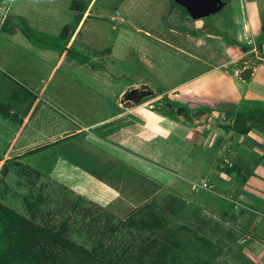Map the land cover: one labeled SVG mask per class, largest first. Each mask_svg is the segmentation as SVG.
I'll return each mask as SVG.
<instances>
[{
	"label": "rangeland",
	"instance_id": "1",
	"mask_svg": "<svg viewBox=\"0 0 264 264\" xmlns=\"http://www.w3.org/2000/svg\"><path fill=\"white\" fill-rule=\"evenodd\" d=\"M71 1L16 0L18 4L16 8H21L31 17L30 26L34 29V35L25 34L21 25L17 31H13L16 28L12 31L0 30L2 60L0 84L5 83L2 91L4 94L0 95V101L11 102L9 107L3 106L4 103L0 106V134L4 133L6 124L12 122L17 113L22 122H26L28 118H24L26 111L29 112L31 108L32 114L35 109L31 122L19 140H13L18 127L15 123V128H9L7 135L0 138V157L4 156L5 150L13 142H16V146L9 151L14 158H17L15 150L20 148L28 150L34 146H45L21 157L23 166L39 171L40 176H35L33 179L30 175L29 179L26 177L22 180L15 171H12L13 173H9L10 175L0 183V199L46 226V232L42 237L45 240L48 234L58 233L63 227L70 236L81 241L80 243H85L84 246L88 249L77 251L73 253L74 255L68 254L67 249L63 251L66 253L64 254L61 249L68 248L67 242L61 239L51 240V243L47 242L51 252L59 253L62 258L47 259L44 258L43 252L47 249L46 244L45 246L42 244L44 240L41 238L38 242L34 238L37 244L31 241L28 251L24 252L27 264H62L63 260L66 264H102V262L155 264L158 260L155 259L156 253H160V246L166 237L162 236V232L165 231L163 226L168 227L169 232L175 231L176 235L171 239L176 238L182 245L181 257L174 255V259L169 258L167 262L164 260V264H181V260L186 264H206L210 257L214 264H240L235 257H232L231 252L234 249L230 248L231 242L237 235L227 232L223 220L211 221V226L203 221L204 225L208 224L207 227L197 230L198 226L195 224H189V228L181 227L183 224L178 219L180 214L178 210L177 216L176 212H171V216H176V219L164 218L162 227L159 221L161 217L158 215L153 216L147 212L136 213L135 224L118 229L114 238H109L102 235V225L85 224L80 217L77 218L74 211L61 202L66 200V195L77 197L80 194L96 200L92 196H96L99 190L103 192L109 186L112 187L116 182L120 183L119 175L123 177L122 173H126L133 194L129 191L128 197L118 200L117 205L120 206H117L116 202L107 206L117 213L120 212L119 216H124V208L130 206L132 200L137 199L138 192L145 190V187L141 190L139 185L142 181L148 188L146 192L143 191L144 194L151 193L144 196V200H154V190L159 188L155 196L165 202V205L162 203L164 207H172L166 204L168 201L169 204L172 202L178 206L181 211H185V208L193 210L192 204L186 206L187 202L195 200L198 195H204L206 192L201 190L200 194L194 195L195 192L190 189L191 183L187 180H196L200 176L213 179L215 169L225 170L223 163L225 157L228 161L227 165L233 162L242 163L236 156L234 157V153H229L231 140L224 142V153L229 151L224 157V153L215 154V148L207 142L205 145L202 143L194 146L186 140L162 133L159 129H156V133L147 130L135 135V132L125 129L123 124L107 132L108 135L112 133L113 139L117 138L116 144L126 148L130 146L138 157L139 153L143 155L142 159L132 155L129 157L127 153L122 154V152H113L111 155L101 147L98 139L99 136H103L102 128L92 127L94 123L119 110H123V114L129 117L141 113L149 117L152 115L151 109L158 114L166 115L168 119L185 124L188 128L196 127L195 117L199 110L209 109L206 105L191 100H173L170 106L161 103L165 98L161 100L155 98L203 70L227 62L225 55L228 50L223 46L224 38L216 37L217 35L213 33L215 29L219 34L226 35L232 45L238 47L234 52L229 51L231 56L254 47L252 39L244 32L245 13L240 0H226L227 4L220 12L203 19H192L180 8L172 7L173 3L170 0H88L89 8L86 12L89 11L91 14L87 15L85 12L84 17L80 19L67 46L66 53L70 55L58 64L61 54L56 44L58 39L55 37H59L66 23H75L76 11L71 7ZM259 39L255 41L258 46H260ZM252 58V54L249 53L243 59L232 63L228 61L230 64L223 70L233 75L236 69L243 72V67L250 65ZM239 78L237 76L238 83ZM134 88L152 92L148 95L141 94L132 105L126 106L123 95ZM18 96L22 101L18 100ZM119 100H122L121 108H118ZM136 101L139 102V106L135 109L132 107L136 105ZM248 101L249 103L244 102V104L263 105L260 106L263 108H258L260 111L258 109L256 111L264 114L262 98L254 97ZM183 108L188 111H184L181 115ZM221 108L225 109L223 106H217L213 110L220 113ZM220 117L222 114L211 119L212 126L209 130L212 134L219 130L222 135L224 130L221 129H225L221 125L218 126L217 121ZM223 117H226V114ZM202 119H205V116ZM261 122L253 123L264 134V126ZM63 125L71 126L73 129L85 126L89 128L76 135H67L65 139L61 138L63 140L58 138L57 140L60 141H57L55 137L58 136ZM118 130L122 133H117ZM129 134L132 138L127 139L125 135ZM261 141L264 143L262 136ZM237 144L241 145V149L245 148L242 142ZM193 147L194 152H191ZM261 164H264L262 157L253 167H245L243 173L253 172L262 176L260 171H256ZM181 165L183 167L186 165V169L181 170ZM122 166H126L128 171L125 172ZM93 183H95L93 190L88 193ZM64 186L68 188L65 193L61 191L66 189ZM196 186L198 184H195ZM206 187L210 188L211 185L208 184ZM34 188L36 191L40 190L41 197L46 202L49 201L47 204L46 202L43 204L44 200L41 202L39 199L29 208L25 198L33 197L31 194ZM56 192L59 194L57 195ZM158 206L160 205L157 204ZM205 206L207 207L208 204ZM226 207V203L220 204L218 201L213 209L218 213ZM256 218L264 219L259 214H256ZM65 225L70 227L66 230ZM62 236L65 238L67 235L62 233ZM55 238L53 236L52 239ZM206 238L211 239V247L205 243ZM101 241L108 246L107 257H103L97 252L98 250H95ZM151 244H155L156 247ZM132 254L140 255L141 260H134ZM18 264H22V260H19Z\"/></svg>",
	"mask_w": 264,
	"mask_h": 264
},
{
	"label": "crops",
	"instance_id": "2",
	"mask_svg": "<svg viewBox=\"0 0 264 264\" xmlns=\"http://www.w3.org/2000/svg\"><path fill=\"white\" fill-rule=\"evenodd\" d=\"M240 2L245 13L243 18L244 32L248 36H250V39H252L251 42L254 43V47L250 50L239 51L235 56H231L229 51L234 52V49H238V47L232 44H228L224 40L223 46H225L226 50H228L227 54L225 55V57H227V62H225L226 64H218L216 66H213V68L203 70L196 76L182 82L180 85H176L168 90H165L167 91V94H165V91L160 93L159 96L155 98V100H161V98H165V101L161 103H165L166 105L170 106L171 101L173 100H191L194 103L200 102L201 104L206 105L208 108L212 107L215 109L218 105L227 108V106H230L232 104L236 107V110L240 109L242 111L245 110L246 112H249L251 109L263 108L260 107L263 105L249 106L244 104V102L249 103L248 100H251L254 97L262 98L264 101V43L261 46H258V43L255 44V41L257 39H261L263 29L264 0H240ZM17 6L18 4L16 3V0H0V21L2 20L0 22V30L2 29L1 26L5 19H9L8 26H15L16 29H14L13 31H17V29L19 28L20 17L26 18L30 24L31 17L29 16V14L24 12V10H22L21 8H16ZM13 7H15V10H13ZM86 13L87 15L91 14V12L89 11ZM216 37L222 39L221 36ZM238 41L240 40L238 39ZM243 49H245V46ZM249 53L252 54V62L250 65L248 64L243 67V72H241L239 69H236L233 75L230 73L228 74V72L223 70L224 67L228 66L233 61L243 59ZM67 55H69V53L67 54L65 51L61 55L58 64L62 60L67 58ZM0 61L2 63L1 56ZM4 67L6 68L7 65ZM247 68H251L252 73L246 75V77H243V73ZM97 76H99V74ZM237 76H239L240 78L242 77V80H240V78L238 79L240 81L239 83L238 81H236ZM0 85V89L2 88L0 90V95H3L4 92L2 91H4L3 87L5 88V83ZM172 93H174L177 97H174ZM14 97L17 98L15 94ZM1 98H3V96H1ZM18 100L22 101V98L18 96ZM3 103H6L8 107L11 104L10 101ZM138 103L139 102L136 101V105L132 108L136 109V107L139 106ZM121 104L122 100H119L118 108L122 107ZM215 109L212 111L205 108L199 110L201 114H199L198 112L194 120V122L197 123V126L191 128H188L187 126H185V124L179 123L174 119H168L166 115L158 114L152 109L150 110L152 112V115L149 117H147V115H144L143 113H141V115H135V117H129L128 115L123 114V110H119L113 115L104 118L97 123H94L92 127L97 126L99 128H102L101 130L103 131V136H99L98 139L101 142V147H104L106 153L112 155L113 152H122V154L127 153L129 157L130 155H132L135 158L137 157L139 159H142L143 155L139 153L138 157L135 150H132L130 146L126 148L121 147L119 144H116L115 140L117 138L115 137L114 140L112 133L108 135L107 132L114 130L120 124L125 125V129L132 131V133L135 132V135L142 134L147 130H150L152 132L154 131L156 133V131L159 129L162 133L176 136L183 141L186 140L187 143H191L194 146L202 143L203 145H205L207 142V144L209 143L215 148V154L224 153V142L231 140L230 143H232V145L229 151L231 150V152L234 153V157L236 156L239 161H242V163H240L243 167L241 172L232 171L230 174H228L224 169L220 168L219 170L217 168L213 171V179H210L208 176H200L196 180H187L191 183L190 189L195 192L194 195H196V193L200 194L201 190L206 192L204 195H198L195 200H190L189 202H187L186 206L188 204H192L193 210H190V208H185V211H181L178 206H175V204H173L172 202L171 204H169L168 201H166V204L171 205L172 207H164L162 203H164L165 205V202L158 200V198L155 196L159 188H156L154 190V200H144V196L151 195V193L144 194V192H146L148 188L145 186V184L142 183V181L139 185L141 187V190L144 187L145 190L138 192L139 196L137 197V199H135V201L132 200L130 206L124 208L125 212L123 213L125 215L128 212L136 209L138 206H143L147 203H155V205L159 204L164 212L168 213L170 217H174L175 219L178 210L180 213L178 219H180V223H182L183 225L195 224L198 227L206 228L208 224L204 225L203 221H205V223L208 222L211 226V221L215 222L217 219L223 220V222H225V228L227 232L237 235L235 240L231 242L232 246L230 248L234 249L233 252H231L232 257H235L240 264H264V219L259 220L256 218V214L264 217V164H261L259 169L256 170L260 171L262 173V176H259L261 175L259 173V175L253 174V172L243 173L245 167H253L254 165H256V162H260L261 157L264 158V143L263 141H261V136L263 138L264 134L262 133V130L258 129V126L256 125L252 127V130L246 136L236 133L232 127L234 124V116L228 117V114L225 110H222L219 113L215 111ZM186 110V108H183V112H181V115H183L184 111ZM27 111L25 115L26 117H24H28L26 122H22L21 117L17 113L15 119H13L12 122H10L9 124L5 123L6 129L4 133L0 134V138L5 137L9 128H15V124H17L18 127L13 140H19L21 138V135L27 129L28 124L31 122L32 115L35 109L33 110L32 114L31 108L29 109V112ZM208 114L210 115V117H208ZM219 114H222V117H220L218 119L219 121H217L218 126L221 125L223 126V128H225L221 129L224 130L222 132V135L219 130L215 131L217 132L215 134H212L211 130H209L210 126H212V117H216ZM224 114H226V117H223ZM259 114L262 116V118H264V114L258 113V115ZM204 116L205 119L201 120V118ZM140 118L142 119V121H140ZM252 121H256V118H254ZM252 121H248V124L253 125ZM227 125H230L232 128L224 127ZM88 128L89 126L73 129L71 126L66 127L65 125H63L60 128V132L58 136L55 137V139H61L70 134L76 135L83 130H88ZM117 133L121 134L122 132L121 130H118ZM252 134L253 136H251ZM125 136L127 139L132 138L130 134ZM239 142H242L243 145L245 144V148L241 149V145L237 146L236 144ZM15 146L16 142H13L8 146L7 150H5L4 156H2L3 159H1V163H3L6 158L11 157L9 149L13 150ZM36 148L38 147L34 146L28 150H26L27 148H20L18 150H15V156H22ZM233 149H235V152L233 151ZM192 150L191 152H194V147ZM226 154L228 153L225 152L224 155ZM243 164H246L247 166ZM122 168L125 170V172L128 171L126 166H122ZM182 168L186 169V165L185 167L181 165L180 169L182 170ZM122 174L123 177L119 175L120 183L116 182L115 185H113L112 187L109 186V188L103 190V192H100L99 190L97 192V195L92 196V198L96 199V201L101 202L103 205L108 206L113 204V202H116L117 205L118 200L125 199L122 197H128V192L130 191L129 186L131 185L129 184L128 175H126V173ZM99 182L101 184V181ZM206 182L207 184L211 185L210 188L202 185ZM195 184H198V186L195 187ZM93 185H95V183L90 185L91 189L88 193L92 192ZM130 194H133V191H130ZM218 201L220 204L226 203L227 207L226 209H221L218 211V213H216L217 211L213 209V206L217 205ZM159 202H161V204ZM206 204H208L207 207L205 206ZM171 212H176V216H171ZM117 214L121 213L118 212ZM193 214L194 216H192Z\"/></svg>",
	"mask_w": 264,
	"mask_h": 264
},
{
	"label": "trees",
	"instance_id": "3",
	"mask_svg": "<svg viewBox=\"0 0 264 264\" xmlns=\"http://www.w3.org/2000/svg\"><path fill=\"white\" fill-rule=\"evenodd\" d=\"M174 4V2L172 1ZM71 7L76 11L75 13V23H66L62 30L60 31L59 37H55L58 39L56 41V44L58 45V49L60 54L62 55L65 51H67V46L70 42V36L76 30L77 26L80 23V19H82L85 15L86 10L89 8V1L87 0H72L71 1ZM193 19V18H192ZM9 19H5L3 22L1 28L2 29H8L13 30L15 26L9 25L8 26ZM21 22V23H20ZM19 25L23 27V31L25 34L28 36L34 35V29L30 26L28 20L24 17L19 18ZM215 28V27H214ZM37 32V31H36ZM195 32V30H193ZM213 33L217 36H222L224 40L228 43L231 44V42L226 38V35L219 34L218 31L215 29ZM38 34V33H36ZM40 34V33H39ZM41 35V34H40ZM264 43V11H263V29H262V34H261V39H259V45L261 46ZM234 45V44H233ZM51 47L50 45H48ZM261 48V47H260ZM70 55V53H69ZM3 105V102L0 101V106ZM3 106H6V103H4ZM219 106V105H218ZM234 105L227 106V108L222 109L226 110L228 117H233L234 116V124H233V129L236 133L242 134L246 136L251 130L253 125H249L248 121H252L254 118H256L255 124L258 122H261V124L264 126V118L256 111V109H251L249 112H246L245 110L242 111L240 109L236 110V107H232ZM2 108V107H1ZM209 109L212 111L213 108L209 107ZM221 110V111H222ZM250 119V120H249ZM226 128H232L230 125L224 126ZM64 137L63 139H65ZM61 139V140H63ZM60 141V140H57ZM237 146H239L237 144ZM45 146L38 147L34 150H31L29 153H34L38 151L39 149L44 148ZM235 152V149H233ZM229 151H227L228 153ZM231 153V150L230 152ZM25 155V154H24ZM23 155V156H24ZM227 155V154H226ZM224 155V157L226 156ZM17 158L9 157L6 158L3 163L0 162V183L7 177V175H10L13 173L12 171L16 172V175L18 176L19 179L25 178L26 177L29 179V176L31 175V178L34 179V177H39L40 173L39 171H36L35 169H32L30 167H25L24 162L22 161L21 157L22 156H15ZM3 159V157H0V161ZM226 157L224 160V165H225V172L230 174L232 171H238L241 172L242 170V165L240 163H232L231 165H227ZM10 173V174H9ZM23 180V179H22ZM66 189L61 190L63 193L67 192L68 188L64 186ZM57 195L59 192H56ZM55 193V194H56ZM54 194V195H55ZM33 199H28L25 198V203L30 206L35 204V200L41 199V202L44 200L41 196L42 193L40 190L36 191L34 188L33 193L31 194ZM61 195V193H60ZM56 196V195H55ZM66 195V200L61 201L64 206H67L71 209V211H74L76 213L77 218L80 217L81 220L85 224H98L102 225V235L103 236H108L109 238H114L115 233L117 232L118 229L125 228L126 226L135 224L134 221H136V213H143L147 212L150 215L153 216H159L160 225L161 227L164 224V218L167 220L170 215L162 210L160 206L157 207L155 203H147L143 206H138L136 209L132 210L131 212H128L124 216H119L115 211H113L111 208H108L106 205H103L101 202L89 199L85 197L84 195H79L77 197H73V195L69 196ZM46 200H44L43 204H45ZM49 202V201H48ZM46 202V204L48 203ZM165 213V216L163 214ZM79 214L81 216H79ZM34 217V216H33ZM116 219L117 222L115 221ZM49 222V221H48ZM98 222V223H97ZM50 224V223H49ZM101 226V227H102ZM70 227L69 225H65L64 228L66 230ZM181 227L183 228H189L190 225H182ZM46 226L40 223V221H35L34 219H31L28 217V215L24 214L21 211H17L14 207H12L9 203L4 202V200L0 199V264H18L19 260H22V264H27L26 262V256L24 255V252L27 250L28 251V246L31 245V241L33 243H36L34 241V238H36L39 242V240L44 237V232ZM201 227H197V230H199ZM163 229L165 231L162 232V236H166L164 238V242L160 246V253H156L157 257L155 259H158L155 264H164V260H169V258L174 259V255L177 257H181L180 254V249L182 248V245L179 244V242L176 238L171 239V237H174L176 235L175 231L169 232L170 229L168 227H164ZM71 230V229H70ZM64 235H67L65 238L62 236V233ZM169 233H167V232ZM36 235H32L35 234ZM48 233V232H47ZM61 233V234H59ZM66 233V234H65ZM52 234V233H51ZM114 234V235H113ZM170 234V235H169ZM173 235V236H171ZM47 236V235H46ZM53 236H55V239H52ZM123 236V235H121ZM50 237V239H49ZM52 237V238H51ZM43 245L46 244V250H44V258H62V255H58L54 251L51 252V247L49 246V243H51V240L57 241V240H62L67 242L68 248H63L61 249L62 253L63 251L68 249V254H73L75 252L79 251H84L88 250L84 244L85 243H80L81 241L75 239V237L70 236L66 231H64L63 227L62 230L58 231V233H53V235L48 234L47 239L45 240L42 238ZM156 239V238H154ZM205 243L211 247V239H204ZM53 241V243H54ZM49 242V243H47ZM60 242V241H59ZM58 243V242H57ZM55 243V244H57ZM211 243V244H210ZM37 244V243H36ZM113 244V242H111ZM155 245V244H151ZM156 247V245H155ZM176 247V248H175ZM62 248V247H61ZM146 248V247H145ZM55 249V248H54ZM108 246L106 243H101L98 244L95 250H98L103 257L106 256ZM142 249V248H141ZM57 250V249H56ZM177 250V251H176ZM47 251V252H46ZM66 254V253H64ZM74 255V254H73ZM146 255V253H145ZM37 257V256H35ZM34 257V258H35ZM107 257V256H106ZM132 257L135 258L134 260H141L140 255H135L132 254ZM23 258V259H22ZM211 258V257H210ZM209 258V261L206 262V264H214V261ZM200 259V258H199ZM54 260V259H53ZM58 261V259H57ZM181 264H186L184 261L181 260ZM135 262L131 263L129 262L128 264H134ZM62 264H66L64 262ZM104 264V262H102ZM145 264V263H144Z\"/></svg>",
	"mask_w": 264,
	"mask_h": 264
},
{
	"label": "water",
	"instance_id": "4",
	"mask_svg": "<svg viewBox=\"0 0 264 264\" xmlns=\"http://www.w3.org/2000/svg\"><path fill=\"white\" fill-rule=\"evenodd\" d=\"M177 4L185 7L190 13L193 19H203L212 14L220 12L225 6L226 1L224 0H174ZM252 69L247 68L243 73V77L251 74ZM139 92V89L134 88L124 93L125 105L129 106L135 101V94ZM152 91H144L143 95H148ZM222 122V121H221Z\"/></svg>",
	"mask_w": 264,
	"mask_h": 264
},
{
	"label": "flooded vegetation",
	"instance_id": "5",
	"mask_svg": "<svg viewBox=\"0 0 264 264\" xmlns=\"http://www.w3.org/2000/svg\"><path fill=\"white\" fill-rule=\"evenodd\" d=\"M172 1L174 2V4H173L172 7H174V8L175 7L180 8L182 12H186L191 17L190 13L187 11V9L185 7L177 4L174 0H170V2H172ZM224 1H226V0H224ZM144 91H145L144 89H141V90L139 89V92L134 95L135 96V99H137L141 94H143Z\"/></svg>",
	"mask_w": 264,
	"mask_h": 264
},
{
	"label": "built area",
	"instance_id": "6",
	"mask_svg": "<svg viewBox=\"0 0 264 264\" xmlns=\"http://www.w3.org/2000/svg\"><path fill=\"white\" fill-rule=\"evenodd\" d=\"M226 161H227V159H226ZM227 162H228V161H227ZM202 185H203V186H207L208 184H206V183H203Z\"/></svg>",
	"mask_w": 264,
	"mask_h": 264
}]
</instances>
